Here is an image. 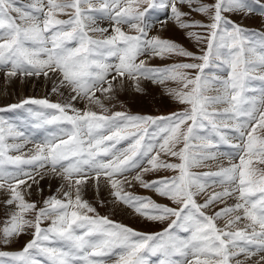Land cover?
Returning a JSON list of instances; mask_svg holds the SVG:
<instances>
[{"label":"snow or ice","instance_id":"obj_1","mask_svg":"<svg viewBox=\"0 0 264 264\" xmlns=\"http://www.w3.org/2000/svg\"><path fill=\"white\" fill-rule=\"evenodd\" d=\"M15 5L16 0H0V69H6L8 79L55 77L52 92L63 95L60 90L67 89L69 97L66 103L26 98L0 107V113L26 105L53 110L27 109L33 128H58V132L34 142L30 155L11 156L7 155L9 150L20 152L33 141L0 116V190L10 194L4 204L16 209L0 229V243L7 245L33 229L32 239L22 250L0 251V258H10L13 264H42L38 257H44L48 264H105V257L115 255L114 264H150V256H159L158 264H230L232 260L244 264L236 259L241 254L248 259L264 252V32L248 30L225 15L247 17L258 5V14L264 17L261 0H214L211 4L202 0H32L24 6L29 11ZM184 5L189 12L182 11ZM192 12L207 17L209 23L184 19ZM61 14L68 19H59ZM103 20L109 22L111 32L109 27L100 26ZM168 21L182 30L205 29L206 36L186 31L189 38L206 43L203 54L197 56L174 41L150 35L157 26L164 30ZM124 25L130 32L123 30ZM140 56H179L199 62L150 67L143 59L137 62ZM112 58L117 62H109ZM210 67L224 75L206 72ZM141 79L154 84L174 82L177 86L168 88V94L187 107L167 117L120 111L107 114L96 92L110 100L117 87L124 88L125 80L132 81L136 92H142ZM253 81H259V87L253 86ZM210 91L216 94L207 95ZM250 92L253 95H246ZM78 99L101 111L75 108L72 102ZM221 104L226 106L217 109ZM152 125L158 131L150 134L147 126ZM198 129H210V134L196 135ZM148 135L151 142H145ZM6 136L21 143L6 144ZM129 138L132 142L127 148L116 149L121 140ZM193 139L199 140V145L193 146ZM221 142L231 143L235 153L213 151ZM219 156H227L229 165H220L214 172L190 171ZM164 157H175L179 162ZM233 159L239 162H231ZM6 164L15 166L16 171H7ZM136 169L140 171L128 179L126 174ZM160 170L177 175L144 179V175ZM49 174L67 182L63 198L48 197L42 207L26 201L22 186L31 189L29 180L38 184L37 176L42 180ZM101 176L110 185L115 201L147 220H168V227L145 234L107 216L89 215L96 209L82 198V189L91 178L98 187ZM133 180L176 207L126 192L124 185L131 187ZM216 184L223 190L209 194L208 188ZM199 196L205 197L203 203H198ZM233 196L237 200L234 205L206 214V209ZM45 220L51 223L42 228ZM217 220H225L223 229ZM242 221H247L244 228H237ZM176 230L190 235L182 237ZM240 240L243 246L237 243ZM54 242L59 246H50ZM262 262L264 256L256 264ZM0 264L7 261L0 259Z\"/></svg>","mask_w":264,"mask_h":264},{"label":"rangeland","instance_id":"obj_2","mask_svg":"<svg viewBox=\"0 0 264 264\" xmlns=\"http://www.w3.org/2000/svg\"><path fill=\"white\" fill-rule=\"evenodd\" d=\"M202 2L211 4V3H214V0H202ZM249 2H252V0H249ZM261 2L264 3V0H261ZM30 3H32V0H16L15 6L24 8L25 5H28ZM254 7L257 8V11L254 12L253 14L247 16V17L244 16L243 14H238V13H226L225 15L228 16L231 20L235 21L236 23L241 24L243 27H245L248 30L264 32V17H262L258 14L259 13V6L254 5ZM181 8H182V11H185V12L190 11L186 5L181 6ZM24 10L29 11L30 9L24 8ZM15 15L16 14L13 13V16H15ZM159 15H160L161 19L164 18L162 13H160ZM58 18L59 19H68V16L61 14V15H58ZM184 19L189 20V21H191V20L201 21L205 24L209 23L207 17H205L201 14L195 13V12H192L190 16L185 17ZM168 22L174 25V29L169 30L168 28H165L164 30H160L159 26H157V28L153 29V31L150 33V35H159L161 38L174 41V42L180 44L181 46H183L188 51L195 53L197 56L203 54V50L206 49V43H204L203 41L197 42L194 38H189L186 35V31H193V32L199 33L201 36H206L207 32L205 29H203V28H192V29H188V30H182L175 24V22H173V21H168ZM99 24L101 27H109V29H110V25H109V22L107 20L100 21ZM123 30L125 32H130L127 25L123 26ZM0 31H3V30L0 29ZM110 32H111V29H110ZM110 32H109V34H110ZM130 34H135V33L133 32ZM141 59L145 60L146 64L150 67H165V66H170V65L175 64V63L199 62V61H193L190 58L179 57V56L165 57L164 59H161L159 57L149 58L148 56H140V57H138L137 62H139V60H141ZM109 62L115 63L117 61L115 60V58H112ZM5 71H6V69H0V77L2 75H3V77L5 76ZM187 71L194 72V70H187ZM206 72L216 73L217 75H221V76L224 75L223 71H221L220 69H217L215 67H210L209 69H206ZM18 77H20V76H17L15 78H18ZM5 78H7V77L5 76ZM15 78H12V79H15ZM20 78H27V77H20ZM12 79H9V80H12ZM52 79H50V81H54L55 77H53ZM109 79H111V76H109ZM10 82H13V81H10ZM10 82L7 80V81H5V83L4 82H2V84L0 83V96L4 97V95L5 96L15 95V99L12 100L11 102H8L7 104L5 103V105L4 104L0 105V107H6L7 105H10V104L19 103L21 100L26 99V98H37V99L47 98L51 102H61V103L68 102L69 93H68L67 89H63V90L61 89L60 91L63 92V95H60L59 93H53L52 92L53 86H50L51 88L48 89L45 93H43V92L41 93V92L36 91L34 94V93H29L30 91H26V92H24L23 96L20 98V96L18 94L20 93L19 90L20 89L22 90V88H18V85H12V84H10ZM124 83H127L126 86H128V84L130 86L129 88L125 89L124 95H121V93H120V91H122V89L117 88L115 90L114 98H112L110 100L104 99L101 96V93L99 91L96 92V96L101 97L102 102L104 103L105 107L108 109L107 114L110 115L113 112L120 111V112H125L129 115L167 117L173 113L182 112L187 107L186 105L178 103L176 100H174L168 94V92H167L168 88H175L177 86L172 81H166L164 84H159V83L154 84L150 80L141 79L140 84H141V87L143 89L142 92H136L134 90V88L131 86L132 81L125 80ZM252 85L255 87H259L260 82L259 81H253ZM6 87H7V89H6ZM9 87H11V89ZM43 87H44V89H47V86H43ZM15 88H17L18 92ZM126 90H130V93H127ZM215 94L216 93L214 91H210L207 93V95H215ZM130 95H133V97ZM246 95H253V93L250 92V93H247ZM256 95H258V93H256ZM72 103L74 104L75 108L80 109V110H85L86 108H90L91 110H94L97 112L101 111V109H99L97 106L88 104L86 100H80L79 101V99H78L76 102L73 101ZM225 106L226 105L221 104V105H217L216 107H217V109H222ZM28 108H32L33 111H45L46 113L53 111V110L41 109L39 106H36V105H26L24 108H21V109H15V110H12L9 112L0 113V116H3L10 123L17 125L19 127V130L24 131L27 136H31L32 141H33V142L25 144V146L23 147V149L20 152L9 150L7 152V155H11V156H15V155L27 156V155H30L31 154L30 150L34 149V142H40L46 136H49L50 134L58 132V128L55 125H48V126H45L44 128H39V129L33 128L31 126L33 121H32V118H31L29 112L27 111ZM63 126H66V125H62V127ZM147 127H148V132L150 134L158 131V128L155 125L147 126ZM104 134L108 135L110 133L105 132ZM195 134L199 135V136H206V135L210 134V129H198V130H196ZM212 138L214 140H218V137H215L214 135L212 136ZM229 139L231 140V133H229ZM151 141H152L151 135H148L145 137V142H151ZM130 142H132L131 138L121 140L120 143L116 145V149H121V150L125 149L128 147ZM232 142L234 143L235 141H232ZM5 143L10 145V144H14V143H21V141L13 139L12 137L6 136ZM191 143L193 146H196V145H199L200 141L193 139L191 141ZM105 144L107 145L108 142H105ZM103 146H105V145H102L101 147H103ZM178 147H182V145H179ZM213 151H216L218 154L219 153H226V154H234L235 153V149L232 148L231 143L225 144L222 142L219 143L218 146L215 149H213ZM105 159H107V158H105ZM164 159H166L172 163H178L179 162L178 159L175 157H164ZM229 162L230 161H229V158L227 156H219L215 162L209 160L206 162V166L195 167V168L190 169V171L193 173H197V174L203 173V172H209V171L214 172V171L218 170V166H220V165L228 166ZM231 162L238 163L239 161H238V159H233ZM7 166H10V165L6 164L5 169ZM11 170L16 171V169H11ZM139 171H140L139 169H136L135 171H133L129 174H126V175H127L128 179L131 180V178ZM49 175H51V174H49ZM175 175H177V173L174 171L160 170L157 172H150V173L144 175V179L146 181H152V180H158V179L163 178V177H172ZM56 177L61 180V183H63L62 185L64 187H67L66 181L62 180L58 176H56ZM118 178L123 179L122 177H118ZM28 182L30 184L32 183V185H35V183H33L31 180H29ZM99 182H101V183L105 182L108 189L110 188V185L107 183L105 177L101 176ZM99 182H98V187H96L97 181L94 178H91L88 180L87 184L82 189V193H83V191L85 192L82 194V198L84 200H87L96 209V213H89V215L95 216L98 214L99 216H107L110 220L114 221L115 223L125 225L127 227L134 229L137 232L145 233V234L160 233L168 227V224L170 221L165 220V221L161 222V221L147 220L145 217L137 214L134 211V209L127 207L126 205H124L121 202L115 201L114 197L112 196L111 201L113 202V200H114L115 202L120 204L123 208L125 207L129 211V214H127V215H131L132 218L124 217L123 215H121L122 213L120 211L114 210V207L111 206V201H109V198H107V195H104L103 192L101 194L98 191V190H100V184H101ZM64 187L61 188V186H57V187H54V189H55L54 191H45L42 189L41 186H39V189L37 188L36 190L37 191L40 190V193L42 195L40 197H37V198L31 191L25 192L23 189V186H22L21 190L25 196L26 201L35 202L37 204V207H42L43 201L48 197L55 195L57 198L62 199L63 198V192L65 190H67V188H64ZM90 187L93 188V190H96L98 197H97V195L94 196L93 194H91V192L89 194V191H87V190H90ZM41 189H42V191H41ZM58 189H59V191H58ZM124 190L126 192L132 193L133 195H137V196H141V197H150L154 202L161 204V205H167L169 207H176V205L173 204L167 198L157 195L151 189H145V188L141 187L134 180L132 181L131 187H129L127 184H125ZM222 190H223V186L216 184V185L209 187L207 191L210 194L212 192H219ZM111 191L112 190L110 188L109 189L110 196H111ZM9 195H10L9 193H7L3 190H0V229H2L5 226V223H6L7 219L9 218L10 212L16 210L15 205H12V206H10V208H8L4 204V201L9 198ZM204 199H205L204 196L197 197L198 203H203ZM95 201H97V202H95ZM229 202H231V203H229ZM236 202H237V200H236L235 196L227 198L224 203H219V204H216V205L211 206L210 208L206 209L205 210L206 214L212 215V214H214V212L218 211L219 209L224 208L225 206L234 205ZM146 211H151V210L148 209ZM28 218H32V217L29 216ZM50 223H51L50 220H45L42 223L41 227L46 228L50 225ZM246 223H247V221L240 222L239 223L240 225L238 224L237 228L243 229ZM216 224L219 228L223 229L224 224H225V220H217ZM232 230L235 231L236 229H232ZM247 231L250 233L251 229H248ZM32 233H33V229H27L24 232L23 236L19 235L18 236L19 239L13 240L10 242L12 244L14 242L19 241V242H21L19 244V246L18 245H8L7 246L3 243H0V251L16 252V251L22 250L23 247L26 245V243L32 239ZM176 234L180 235L182 237H187L188 235H190L189 233H185L181 230H176ZM237 243L240 244L241 246L244 245V241H242V240L237 241ZM250 250L255 251V248H251ZM261 256H264V252L257 253L256 255L248 258V260L253 259L254 261L257 262L260 260ZM241 257L245 258V255L241 254L236 259L242 260L243 258H241ZM159 258H160L159 256H150L149 257L150 264H158ZM174 258L180 259L179 257H174ZM0 259L6 260L7 264H13L11 261L9 262L10 258H0ZM38 259H40L42 261V264H48L47 260L44 257H38ZM116 259H117V257L115 255L108 257V260L105 261V264H114ZM246 261H247V259H246ZM230 264H235V260L230 261ZM263 264H264V262H263Z\"/></svg>","mask_w":264,"mask_h":264},{"label":"bare ground","instance_id":"obj_3","mask_svg":"<svg viewBox=\"0 0 264 264\" xmlns=\"http://www.w3.org/2000/svg\"><path fill=\"white\" fill-rule=\"evenodd\" d=\"M166 28H168L169 30H171V29H174V25L173 24H171V23H169L168 22V25H167V27ZM179 32V31H178ZM12 79V78H11ZM13 81V82H10V84H12V85H18V88H22V90L20 89L19 90V96H20V98L23 96V94H24V92H26V91H30L29 93H34L35 94V92L36 91H38V92H43V93H45L48 89H50L51 87L50 86H54V84H53V81H50L49 79H46V78H44L43 76L42 77H27V78H20V77H18V78H15V79H12V80H9L8 78H5V76L3 77V75L0 77V83L2 84V82H4L5 83V81ZM53 80V79H52ZM7 83V82H6ZM125 84V86H124V88L122 89V91H120V93H121V95H124V93H125V89L126 88H129L130 86H129V84H128V86H126V84L127 83H124ZM2 86V85H1ZM43 86H47V89H44V87ZM14 87V86H13ZM10 89H11V87H9ZM118 89H119V87H117ZM116 88V89H117ZM6 89H7V87H6ZM14 89V88H13ZM16 90H17V88H15ZM63 90V89H62ZM13 91V90H12ZM17 92H18V90H17ZM126 92L127 93H130V90H126ZM69 93V92H68ZM119 93V94H120ZM9 94V93H8ZM3 96V95H2ZM126 96V95H125ZM130 96H132L133 97V95H130ZM135 96V95H134ZM18 97V96H17ZM15 99V95H13V96H5L4 95V97H1L0 96V105H5V103L7 104L8 102H11L12 100H14ZM77 101V100H76ZM75 101V102H76ZM80 101V100H79ZM26 154V153H25ZM215 162V161H214ZM208 164V163H207ZM38 181H39V183L38 184H36L35 183V185H32V187H31V189H28L26 186H23V189H24V191L25 192H29V191H31L35 196H36V198L37 197H40L42 194L40 193V190H36L37 188L39 189V186H41L42 187V189L43 190H45V191H54L55 189H54V187H57V186H61L63 183H61V180L59 179V178H57L56 176H52V175H46L45 177H44V179H40V177L38 176L37 178H36ZM29 183V182H28ZM66 183V182H65ZM99 183H101V182H99ZM30 184V183H29ZM32 184V183H31ZM91 185V184H90ZM108 185V184H107ZM66 186V185H65ZM97 187V186H96ZM64 188H67V187H64ZM96 189V188H95ZM99 189V188H98ZM110 189V188H109ZM109 189H108V187L106 186V184H105V182H102L101 184H100V190H98L101 194H102V192H103V194L104 195H107V198H109V201H111V198H112V195L110 196V192H109ZM35 190V191H34ZM57 191V190H56ZM66 191V190H65ZM87 191H89V194H90V192H91V194H93L94 196H96L97 195V197H98V194H97V192H96V190H93V188H91L90 187V190H87ZM60 193V192H59ZM83 193H85L84 191H83ZM82 193V194H83ZM3 194V193H2ZM6 195V194H5ZM87 195V194H86ZM90 197V196H89ZM95 202H97V201H95ZM229 203H231V202H229ZM111 206H113L114 207V210L115 211H120L122 214L121 215H123L124 217H126V218H132L131 217V215H127V214H129V211L124 207H122L120 204H118L117 202H115L114 200H113V202L111 201ZM8 208H10V206H7ZM245 223V222H244ZM240 225V224H239ZM22 236L24 235V233L23 234H21ZM17 239H19V237L17 236V237H15V238H13L11 241H13V240H17ZM21 242H14V243H8L7 244V246L8 245H18L19 246V244H20ZM17 247V246H16ZM241 258H243V257H241ZM241 261H243L244 262V264H256V261H254L253 259H250V260H248L247 259V261H246V259L245 258H243ZM234 262V261H233ZM262 264H263V262H262Z\"/></svg>","mask_w":264,"mask_h":264}]
</instances>
